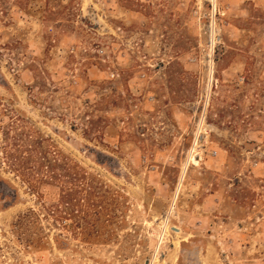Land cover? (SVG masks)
Listing matches in <instances>:
<instances>
[{
	"label": "rangeland",
	"instance_id": "obj_1",
	"mask_svg": "<svg viewBox=\"0 0 264 264\" xmlns=\"http://www.w3.org/2000/svg\"><path fill=\"white\" fill-rule=\"evenodd\" d=\"M148 263L264 264V0H0V264Z\"/></svg>",
	"mask_w": 264,
	"mask_h": 264
},
{
	"label": "trees",
	"instance_id": "obj_2",
	"mask_svg": "<svg viewBox=\"0 0 264 264\" xmlns=\"http://www.w3.org/2000/svg\"><path fill=\"white\" fill-rule=\"evenodd\" d=\"M40 153H41V155H43V158L46 160L47 159V155H48V151L44 150V151H41ZM47 161H49V160L47 159ZM50 164L51 165H57L56 162L55 163H50Z\"/></svg>",
	"mask_w": 264,
	"mask_h": 264
},
{
	"label": "built area",
	"instance_id": "obj_3",
	"mask_svg": "<svg viewBox=\"0 0 264 264\" xmlns=\"http://www.w3.org/2000/svg\"><path fill=\"white\" fill-rule=\"evenodd\" d=\"M119 29H122L121 27H119ZM116 76V73H112V77L114 78ZM149 264V263H148Z\"/></svg>",
	"mask_w": 264,
	"mask_h": 264
},
{
	"label": "bare ground",
	"instance_id": "obj_4",
	"mask_svg": "<svg viewBox=\"0 0 264 264\" xmlns=\"http://www.w3.org/2000/svg\"><path fill=\"white\" fill-rule=\"evenodd\" d=\"M211 75H212V74H211ZM195 162H196V161H195ZM196 163H197V162H196ZM184 172H185V171H184ZM166 221H167V220H166ZM165 227L167 228V225H166V224H165L164 228H165ZM175 228H177V227H175ZM177 229H178V228H177Z\"/></svg>",
	"mask_w": 264,
	"mask_h": 264
}]
</instances>
